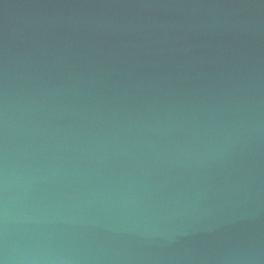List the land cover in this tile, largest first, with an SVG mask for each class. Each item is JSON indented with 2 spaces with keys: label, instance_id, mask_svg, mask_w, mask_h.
Here are the masks:
<instances>
[{
  "label": "water",
  "instance_id": "water-1",
  "mask_svg": "<svg viewBox=\"0 0 264 264\" xmlns=\"http://www.w3.org/2000/svg\"><path fill=\"white\" fill-rule=\"evenodd\" d=\"M0 264H264V0H0Z\"/></svg>",
  "mask_w": 264,
  "mask_h": 264
}]
</instances>
